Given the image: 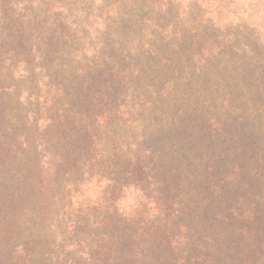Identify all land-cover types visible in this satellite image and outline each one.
<instances>
[{"label": "trees", "instance_id": "16d2710c", "mask_svg": "<svg viewBox=\"0 0 264 264\" xmlns=\"http://www.w3.org/2000/svg\"><path fill=\"white\" fill-rule=\"evenodd\" d=\"M0 264H264V0H0Z\"/></svg>", "mask_w": 264, "mask_h": 264}, {"label": "rangeland", "instance_id": "374dc122", "mask_svg": "<svg viewBox=\"0 0 264 264\" xmlns=\"http://www.w3.org/2000/svg\"><path fill=\"white\" fill-rule=\"evenodd\" d=\"M159 117H161V116L158 115V117L153 118V116L151 114H148L145 111V113L141 115V119L139 120V124H141V127H139V129H137L135 131V134H138L141 136L149 134L150 137H152V138H160L161 136L165 135L167 132L166 128H164L163 131H160V133H158L154 128L151 127L152 119L159 121ZM162 127H164V126H162ZM145 128H146V130H145ZM86 198H91V197H87V195H86Z\"/></svg>", "mask_w": 264, "mask_h": 264}]
</instances>
